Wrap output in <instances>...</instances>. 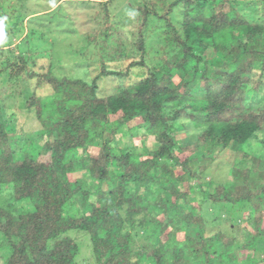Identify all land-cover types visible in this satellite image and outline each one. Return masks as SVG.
Here are the masks:
<instances>
[{"label":"trees","instance_id":"trees-1","mask_svg":"<svg viewBox=\"0 0 264 264\" xmlns=\"http://www.w3.org/2000/svg\"><path fill=\"white\" fill-rule=\"evenodd\" d=\"M24 1L7 30L0 16V32L11 30L5 46L22 32ZM110 1L99 0L94 19L103 28L86 42L99 51L95 77L58 76L52 61L29 69L23 54L22 64L0 67L11 83L24 71L33 89L18 107L6 106L0 93L3 264H76L72 230L87 234L95 264H258L252 250L257 241L264 249V184L256 186L264 157L251 168L232 164V188L203 174L219 150H233L234 164L256 156L247 150L264 126V101L254 95L264 76V23L256 16L264 0H174L162 14L150 1L134 4L125 23L111 21ZM29 29L24 37L38 32ZM101 76L117 91L99 94ZM31 117L38 125L28 130ZM182 120L195 140L179 146L169 130ZM13 130L25 135L17 158ZM149 137L154 143L146 146ZM206 202L250 205L243 220L250 238L237 251L233 235L208 234L205 217L192 212Z\"/></svg>","mask_w":264,"mask_h":264},{"label":"rangeland","instance_id":"rangeland-1","mask_svg":"<svg viewBox=\"0 0 264 264\" xmlns=\"http://www.w3.org/2000/svg\"><path fill=\"white\" fill-rule=\"evenodd\" d=\"M17 1L19 4L21 3V0H0V16L5 26L4 29L6 30L11 25L9 23L15 21L16 18H18L17 15L20 14ZM51 1L52 0L24 1L23 7L25 9L23 8L22 10L26 11V15L22 17L23 29L21 34L17 37L11 36L12 41L10 42V45L5 46V44H3L2 36L5 35V37H8L11 30L9 29L7 34L0 32V67L5 66L6 61L22 64L21 61L17 59V54H23L24 58L27 60L26 66L29 69L37 64L44 67L48 62L52 61L51 65L53 67V73L58 76H67L70 78L95 77L100 73V68L98 66V60L100 57L99 51L96 49L93 52H89L90 46L87 48L86 42L90 39V36L94 35V32L95 34H98L100 29L103 28V23L94 19L97 17L96 14L100 11L102 3H98L99 0H61L62 9L59 11L57 10V6L60 2L57 3L55 0ZM101 1L104 2L106 0ZM150 1L156 2V11L162 14L166 11V6L169 2L174 0H111L110 5H112V8H110V10H112V15L110 19L111 21L117 19V21L125 23L128 20V16L131 14L134 4H147ZM8 5L9 7H5ZM244 8L248 7L242 5L240 10H243ZM54 12L57 13V15H54ZM59 12H61L62 15L68 14L67 19H63ZM181 12L180 9H177L173 13L174 17L177 19L176 24L178 26L180 25L179 22L182 18ZM52 16L55 18H52ZM98 16L101 17L100 15ZM256 16L257 18L259 17L260 22L264 23V6L261 3L259 12ZM29 28H33V30L37 29L38 32L35 33V36L28 35L27 37H24L30 30ZM42 34L44 37L40 36ZM26 38H28V43L25 42ZM240 38L242 40L245 39L243 36ZM110 63H112V61H110ZM256 65L257 67H260L261 64L257 62ZM6 68L8 72L9 69L8 67ZM125 69L126 66L123 65L121 70L125 71ZM23 75L24 71L19 75V81L16 83L8 82L9 75H7V73L0 78L1 82L6 80L3 84L0 82L1 98L6 106L10 107L14 105L18 107L20 104H25L26 97L32 93V82L31 80H25ZM11 79L14 80L16 78L11 77ZM261 79L260 88L262 92H254V95L258 96L259 100L263 102L264 76H262ZM174 80L177 81L178 78L175 77ZM116 87L117 85L114 81H109L108 78L101 76L99 79L100 91H98V93L105 95V93L109 91L116 92ZM6 112L8 113V118H11V112L8 108L6 109ZM19 113L17 114L18 116H20ZM24 123L28 130L36 129L38 125L33 117L25 119ZM179 123L182 125V128L178 130H169V134L173 136L179 146L191 144L193 140H195V137L192 135V128L186 127V125L184 126L183 120L182 122L179 121ZM128 130L127 134H134L131 129ZM19 135L20 134L16 133L15 130L11 132V148L16 158L21 156L20 146L25 142V135ZM256 135L255 138H257V140L253 141L250 148L245 146V148H249L247 151L251 155L255 153L256 156L252 155V157H243L240 161L234 164V151L229 149V147L224 150H219L215 154L211 153V163L203 174V180L213 179V182H223L232 188L230 180L228 179L232 164L237 168H251L253 161L256 160L258 156L261 158L264 157V126L256 132ZM118 137L119 135H117L116 138ZM44 138L46 139V137ZM50 140H52V138H50ZM117 142L121 145L123 139L119 137ZM258 142H260V145ZM144 143L146 146H150L154 143V139L149 137ZM200 154L201 152L197 151L192 155V158H195ZM80 174L81 173L77 174V176ZM191 182H193V179H191ZM262 184H264V177L260 176V179H257L256 181V186H261ZM176 185L180 190L183 188L180 182H176ZM207 188L210 190L213 187L209 185ZM5 198L6 194L3 193L0 195V203L4 204L6 200ZM75 199L79 204V195L75 196ZM90 200H95L93 195L90 196ZM179 203L183 204V201L180 200ZM249 209L250 205L245 202L235 205L228 203L223 205L212 204L206 202L201 210L200 208H193L192 212L195 215L202 214L205 217L208 234L222 231L228 236L233 235L235 237L234 248L237 251V249L250 238V234L245 231L243 226L244 215L248 214ZM86 210L88 211L87 208L83 209V212H86ZM196 229L197 225L193 224L190 233H193ZM68 234L76 240L80 247L79 253L75 259L76 264H95L93 250L88 241L87 234L74 230L68 232ZM255 244L256 245L252 250L254 257L258 261V264H262L264 254L263 246L259 241ZM3 255L4 250L0 249V264L4 263ZM240 264L247 263L240 261Z\"/></svg>","mask_w":264,"mask_h":264}]
</instances>
